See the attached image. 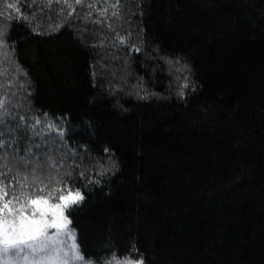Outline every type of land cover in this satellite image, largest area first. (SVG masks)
<instances>
[{
    "label": "trees",
    "instance_id": "1",
    "mask_svg": "<svg viewBox=\"0 0 264 264\" xmlns=\"http://www.w3.org/2000/svg\"><path fill=\"white\" fill-rule=\"evenodd\" d=\"M9 2L36 13L30 25L10 23L0 2V27L16 44L15 57L0 49L2 83L19 103L13 115L31 116L33 107L64 118L63 138L56 131L34 138L36 157L78 164L83 152L73 149L87 145L95 158L109 146L118 162L103 185L82 189L86 201L71 211L81 248L104 255L115 245L120 255L135 244L146 264H264V0H121L119 19L103 26L73 19L45 35L29 28L59 22L57 5L41 13L40 0ZM108 23L143 51L101 46L114 36ZM82 28L86 43L77 39ZM156 49L182 57L191 73L170 75L145 55ZM176 75L191 82L183 97ZM141 77L158 96L137 98ZM27 137L17 156L33 133Z\"/></svg>",
    "mask_w": 264,
    "mask_h": 264
},
{
    "label": "snow or ice",
    "instance_id": "2",
    "mask_svg": "<svg viewBox=\"0 0 264 264\" xmlns=\"http://www.w3.org/2000/svg\"><path fill=\"white\" fill-rule=\"evenodd\" d=\"M0 2L8 11L6 19L10 23L30 25L36 19L35 12L25 13L19 3L9 0ZM36 4L37 0H32V5ZM100 4L104 6H98ZM53 5L58 6L57 16L62 19L55 24L49 23L47 31H42L41 25L37 24L29 28L31 32L37 35L58 32L65 26L72 27L73 19L82 20L85 24L103 26L107 20L122 17L121 0H40L38 10L43 13L45 9L51 10ZM77 6H80L81 10L86 9L82 16L77 12ZM13 9L17 14L16 18L11 15ZM4 15L5 12L0 11V16ZM47 18L49 21L52 20L51 16ZM107 29L109 33H114V36L100 38L101 46L108 41L118 48L128 45L137 53L143 51L138 45L130 43V32L122 36L112 23L107 24ZM79 32L77 39L86 43L88 29L82 28ZM95 35L99 37V33ZM9 37L10 32L0 27V49H10L15 57L16 44L15 41L8 43ZM91 46L95 48L97 44ZM155 51L156 56L147 53L145 55L148 59L163 61L170 75L173 71L191 73L189 65L181 63L182 57L160 56L159 50ZM124 59L126 63L129 60L127 56ZM157 70L165 69L153 68V72ZM24 75H27L26 70ZM3 80L4 76L0 71V153H3L0 155V264H146L149 258L140 252L135 244L131 245L130 252L120 255L112 251L115 245H106L102 249L106 254L101 255L87 253V249L80 246L82 241L80 244L76 242L77 230L72 227L71 211L85 203L86 196L82 189L94 190L95 186L104 184L105 177L115 174L114 170H119L118 162L113 159V150L109 146H104L102 152L106 155L93 158L87 145H82L73 149V152H83L78 164L66 165L64 161L67 157H63L57 163L50 153L47 154L46 161H41L34 151L40 147L33 142L34 138L52 131H56L63 138V124L60 121L64 118L40 112L33 107H28L31 116L19 113L13 115V109L19 107V103H14L13 93L5 91ZM175 80H182L176 95L183 97L191 82L188 76L176 75ZM11 86L9 84L7 87ZM137 87L138 99H149L151 96L159 95L147 91L142 77L138 79ZM192 88L195 90V85H192ZM140 92L144 94L140 95ZM29 131L33 133L29 147L25 149V155L17 156L19 144L28 138ZM47 141L46 136L45 146ZM78 184L80 186H77ZM83 253H87L89 258L86 259Z\"/></svg>",
    "mask_w": 264,
    "mask_h": 264
},
{
    "label": "rangeland",
    "instance_id": "3",
    "mask_svg": "<svg viewBox=\"0 0 264 264\" xmlns=\"http://www.w3.org/2000/svg\"><path fill=\"white\" fill-rule=\"evenodd\" d=\"M76 242H77V238H76Z\"/></svg>",
    "mask_w": 264,
    "mask_h": 264
}]
</instances>
